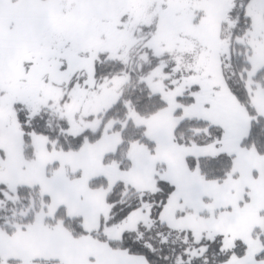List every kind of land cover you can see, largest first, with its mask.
Masks as SVG:
<instances>
[{"label":"snow or ice","instance_id":"obj_1","mask_svg":"<svg viewBox=\"0 0 264 264\" xmlns=\"http://www.w3.org/2000/svg\"><path fill=\"white\" fill-rule=\"evenodd\" d=\"M0 264H264V0H0Z\"/></svg>","mask_w":264,"mask_h":264}]
</instances>
